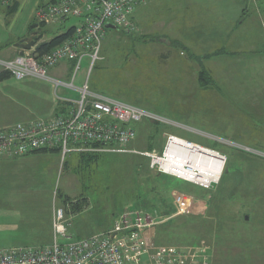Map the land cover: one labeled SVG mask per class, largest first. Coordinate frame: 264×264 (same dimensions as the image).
<instances>
[{
  "label": "rangeland",
  "instance_id": "1",
  "mask_svg": "<svg viewBox=\"0 0 264 264\" xmlns=\"http://www.w3.org/2000/svg\"><path fill=\"white\" fill-rule=\"evenodd\" d=\"M193 5L189 0H150L139 5L131 18L135 31L107 28L99 59L88 76L87 58L76 71L75 86L87 80L91 91L164 119L155 122L145 118L135 123V139L126 147L129 152L62 155L46 151L12 159L0 157V248L50 243L51 235L45 240L27 238L30 226L25 220L46 215L53 204H69L66 216L72 219L67 232L75 238L107 229L121 211L144 208L166 219L156 228L157 234L166 235L165 245L206 247L210 264H264V144L235 140L242 121L237 118L240 112L219 102L216 86L202 85L200 63L173 43L180 32L169 26L170 20L178 19L180 24L175 26L186 27L187 19H194ZM236 8L237 4L227 7L229 11ZM78 23L70 17L50 25L53 32L48 38ZM30 25L16 39L27 36ZM262 35L260 32L259 43ZM73 73L72 65L67 83ZM68 108L61 111L68 113ZM167 132L226 156L216 184L203 189L182 180L178 183L174 181L177 178L149 167V157L141 153L161 151ZM244 145L256 151H246ZM176 193L182 195L183 203L191 202L187 214H176L181 207ZM72 200L81 203L79 210L70 205ZM160 203L170 206V211L161 212ZM190 217L204 220L201 227L196 226L203 232L192 234L184 229L183 223ZM208 226L210 231L205 232Z\"/></svg>",
  "mask_w": 264,
  "mask_h": 264
},
{
  "label": "built area",
  "instance_id": "2",
  "mask_svg": "<svg viewBox=\"0 0 264 264\" xmlns=\"http://www.w3.org/2000/svg\"><path fill=\"white\" fill-rule=\"evenodd\" d=\"M12 0H0V6ZM149 0H57L47 6L36 7L38 22L46 25L63 22L75 17L82 18L74 26L72 34L49 52L35 54L24 50L9 59H0L1 70L13 77H35L50 81L55 90H75L78 98L59 96L68 105V113L61 111L48 119H33L18 122L10 127L0 128V156L17 158L43 150L57 149V152L85 153L95 151L127 153L128 144L135 139V123L147 118L155 122L164 121L143 108L120 101L107 95L91 91L85 80L80 86L49 76V69L61 61L73 63L74 73L84 58L88 59L87 75L99 59L101 40L107 29L106 24L123 31H135L131 19L134 10ZM166 121V120H165ZM175 125V123H172ZM89 144L110 145L104 149L88 147ZM246 151H255L243 146ZM131 152V151H130ZM172 152V154H169ZM213 152L221 162L223 171L226 156L219 151L203 146L173 133H165L161 151L142 152L149 157V167L156 172L173 176L184 182L207 189L216 184L215 179L192 176L185 166L180 169L161 162L167 158L178 159L181 154ZM177 163V162H176ZM209 165V164H208ZM179 210L177 215L187 214L191 202L183 203L175 194ZM75 201H72L74 203ZM71 205V203H70ZM68 205H52L51 241L44 246L0 249V264H210L208 248L189 245H161L156 243L148 230L163 223L161 216L144 208L121 211L110 227L82 238H75L67 232L71 217L66 216ZM183 206V207H182ZM71 225V224H70ZM69 225V226H70Z\"/></svg>",
  "mask_w": 264,
  "mask_h": 264
},
{
  "label": "crops",
  "instance_id": "3",
  "mask_svg": "<svg viewBox=\"0 0 264 264\" xmlns=\"http://www.w3.org/2000/svg\"><path fill=\"white\" fill-rule=\"evenodd\" d=\"M56 1L12 0L8 5L0 6V59H9L24 51L15 46V42L19 40L16 38L24 32L27 25H32L34 20L38 22L35 12L37 6H47ZM225 2L226 0H189V3L194 4L191 6L194 19H187L186 27H176L175 24H180L178 19L170 20L169 26L180 32L173 43L189 52L191 58L200 63V68L209 73L216 86L219 102L224 101L231 109L240 112L237 118L242 121L239 132L233 136L235 140L244 144H264V0ZM236 4L235 11L227 9ZM53 24L56 23L50 25ZM50 25L44 24L41 27L42 36L38 43L48 42L54 36L62 34L57 33L48 38L53 32ZM260 32H263L261 43L257 41L260 39ZM34 48L35 45L29 51H34ZM72 65V62L61 61L49 69V76L67 82ZM10 77L12 78L9 79ZM73 80L72 76L71 81ZM57 94L70 98L78 95L75 90H55L53 84L45 79H17L9 74L0 80V128L10 127L18 122L52 117L62 108ZM244 146L255 150L251 145ZM72 201L71 206L75 203ZM25 222L30 226V235L27 238L45 240L52 233V209L44 216L34 219L27 217ZM156 228L157 226L154 230H148L147 234H153L156 238ZM44 245L46 244L2 248Z\"/></svg>",
  "mask_w": 264,
  "mask_h": 264
},
{
  "label": "trees",
  "instance_id": "4",
  "mask_svg": "<svg viewBox=\"0 0 264 264\" xmlns=\"http://www.w3.org/2000/svg\"><path fill=\"white\" fill-rule=\"evenodd\" d=\"M78 20H79V22L82 20V18H78ZM32 24H37V27L35 28V29H30V33L31 32H33V31H38V35L36 36V37H34V39H35V43H34V45H35V48H34V51H33V53H35V54H38V55H40V54H43V53H46V52H49L52 48H54L56 45H58L59 43H61L63 40H65L66 38H68L71 34H72V32L74 31V26H71L70 28H68L64 33H62V34H60V35H57V36H54L52 39H50L48 42H40V43H38V41H39V39H40V37L42 36L41 35V32H40V29H41V27L44 25V24H42V23H40V22H37L36 20H34L33 22H32ZM21 52H23V51H21ZM199 63V62H198ZM2 72H0V80L1 79H3V78H5V77H7L8 75H9V73L8 72H5V71H3V70H1ZM198 74H199V79L201 80V83H202V85H205V86H214V82H213V80H212V78H211V76L209 75V73L207 72V71H205V70H203L202 68H200V70H199V72H198ZM46 151H49V152H57V149H52V150H43V151H39V152H46ZM82 156V161H85L86 159H85V155H81ZM88 159H90V158H88ZM67 163L65 162V165H66ZM165 177H167V176H165ZM167 178H169V177H167ZM174 181H176V182H178L179 183V181L180 180H177V179H175ZM183 188H181V190H182ZM185 191L187 190V191H189L188 189H184ZM190 192V191H189ZM63 201H65V200H63ZM76 204L74 203L73 204V207L75 206ZM81 207V205H76L73 209L75 210H79V208ZM158 207V206H157ZM159 209H160V211L161 212H163V213H167V212H169L170 211V206H166L165 205V203H160V205H159ZM203 219H200V218H196L195 219V217L193 218V217H190L189 219H188V221H186V222H184L183 223V225L185 226L184 227V229L186 228V230H188V231H190V232H192V234H194V232L195 233H197V234H199V232H203V231H199V230H197L198 229V227H196V226H198V225H200V227H201V224L203 223ZM210 226H208L207 227V229H203V230H205V232H207L208 231V229H209V231H210ZM208 231V232H209ZM165 238H166V235L165 236H162V235H160V234H157V236H156V243H158V244H165V243H163L164 242V240H165Z\"/></svg>",
  "mask_w": 264,
  "mask_h": 264
},
{
  "label": "bare ground",
  "instance_id": "5",
  "mask_svg": "<svg viewBox=\"0 0 264 264\" xmlns=\"http://www.w3.org/2000/svg\"><path fill=\"white\" fill-rule=\"evenodd\" d=\"M169 154H172V152H169ZM194 154L195 152L191 155L181 154L178 156V159L173 157L169 159L167 158L166 160H163L161 164L167 169L171 166L172 168L180 170H182V168L179 167V164L183 165L187 171H190L192 176H198L199 178L207 180L215 179L220 173H222V171L220 172L221 162L218 160V157L214 155L215 153L208 152L205 153L207 155L201 154L200 157Z\"/></svg>",
  "mask_w": 264,
  "mask_h": 264
},
{
  "label": "water",
  "instance_id": "6",
  "mask_svg": "<svg viewBox=\"0 0 264 264\" xmlns=\"http://www.w3.org/2000/svg\"><path fill=\"white\" fill-rule=\"evenodd\" d=\"M134 21V20H133ZM37 27V24H32L30 26L31 29H35ZM107 28H113V26L111 24H106ZM38 35V31H33L31 33H29L27 36H24L23 38L17 40L15 42V46L19 49L22 50H30L35 43V39L34 37H36ZM247 219V217H246Z\"/></svg>",
  "mask_w": 264,
  "mask_h": 264
}]
</instances>
